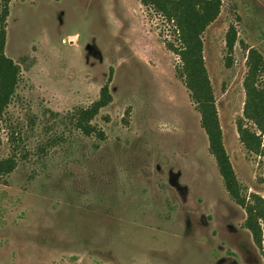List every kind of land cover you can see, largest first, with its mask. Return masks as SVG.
<instances>
[{
	"label": "rangeland",
	"instance_id": "obj_1",
	"mask_svg": "<svg viewBox=\"0 0 264 264\" xmlns=\"http://www.w3.org/2000/svg\"><path fill=\"white\" fill-rule=\"evenodd\" d=\"M168 29L138 0H11L3 53L20 74L0 118V160L15 161L0 174V264H264ZM202 42L241 192L264 198V156L236 129L248 49L264 57V0H222ZM104 84L111 101L91 120L102 135H86L73 114Z\"/></svg>",
	"mask_w": 264,
	"mask_h": 264
},
{
	"label": "trees",
	"instance_id": "obj_2",
	"mask_svg": "<svg viewBox=\"0 0 264 264\" xmlns=\"http://www.w3.org/2000/svg\"><path fill=\"white\" fill-rule=\"evenodd\" d=\"M11 0H0V118L10 102L18 82L20 67L3 53L5 42V19ZM146 12L152 11L161 17L169 27L173 39H163L167 50L176 54L180 65L174 67L179 78L200 115V126L208 139L209 152L215 159L217 170L229 197L245 211L243 226L247 228L264 259V198L255 192L245 196L236 178L229 156L222 142V131L215 105V98L203 59L202 34L216 19L222 0H138ZM235 43V30L230 27L225 35L228 52L226 64ZM246 72L243 79L245 99L242 117L236 121L240 142L245 149L264 156L262 134L264 135V57L255 48H249L245 60ZM111 101L108 85L104 84L99 96L89 106L77 109L73 114L75 126L86 135L95 132L91 120L99 109ZM259 132V134H258ZM12 158L0 160V174L13 169Z\"/></svg>",
	"mask_w": 264,
	"mask_h": 264
}]
</instances>
